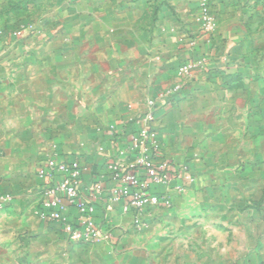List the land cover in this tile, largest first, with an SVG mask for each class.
Returning <instances> with one entry per match:
<instances>
[{
    "label": "crops",
    "instance_id": "0c3cea01",
    "mask_svg": "<svg viewBox=\"0 0 264 264\" xmlns=\"http://www.w3.org/2000/svg\"><path fill=\"white\" fill-rule=\"evenodd\" d=\"M198 1L57 0L59 8L66 9L67 13L60 19L45 20V30L49 31L45 40L58 46L49 55L52 66L67 67L69 73L110 74L107 82L105 74L100 75V88L105 91L94 97L100 110L95 121L102 127L87 128L84 134L92 139L83 142L75 154L57 157L78 160L84 168L80 188L83 197H89L97 182L104 189L112 186L107 163L116 158L117 150L125 144L122 141L136 133L135 120L146 111L147 101L180 81L178 68L189 62L196 67L183 92L173 98L170 105H160L155 110L160 157L186 164L195 177L185 193L176 194V217L182 216L184 208L181 207L186 203L193 207L188 209L190 216L205 213L212 216L214 210L210 202L246 199L245 182L238 186L240 192L230 189L221 196L213 190L211 174L217 168L211 164L216 155L212 143L213 138L225 135L245 136L246 98L228 89L233 71H241L233 60L248 58L247 49L251 44L264 41V34L246 33L244 25L250 20L239 16L232 19L227 14L229 7L239 8L238 3H243L238 0H209L217 26L212 32H206L199 19ZM53 25L59 26L53 29ZM230 25L235 26L230 28ZM90 42H111L116 51H97L96 46L90 49ZM236 54V58H232ZM258 77L254 78L253 85L260 89L262 82ZM260 99L253 98L252 102L259 104ZM233 106L235 112L231 111ZM233 113L232 118L226 119ZM227 122L231 127L222 128ZM249 131L247 136L251 135ZM253 150L255 173L263 167L264 156L259 153H264V148L256 144ZM256 159L259 160L256 162ZM128 163L133 166V158L128 159ZM139 172L143 175L142 169ZM36 181V186L30 190L32 198L24 201L26 207L21 216L33 233L49 243L41 244L44 252L33 258L37 264H264V259L252 252L262 250L261 244L254 245L252 250L248 249L249 244H227V235L224 244H207L206 240L205 244H195V236L189 238V244H129L130 239L122 244L120 240L134 232L132 216L123 214L119 205H114L106 214L100 201H97L95 221L102 225L108 220L112 238L97 244H68L57 224L38 217L44 183L38 178ZM251 183H256V187L252 185L257 189L255 195L262 197L264 181L256 179ZM226 209L229 216L228 211L234 208L227 206ZM66 212L71 216L76 213L72 207ZM194 225L189 227L193 233L197 230Z\"/></svg>",
    "mask_w": 264,
    "mask_h": 264
},
{
    "label": "rangeland",
    "instance_id": "374dc122",
    "mask_svg": "<svg viewBox=\"0 0 264 264\" xmlns=\"http://www.w3.org/2000/svg\"><path fill=\"white\" fill-rule=\"evenodd\" d=\"M238 1L243 3H238L239 8L229 7L227 14L232 19L239 16L250 20L244 25L246 33L264 34V0ZM198 9L199 17L207 12L211 18L210 28H203L212 32L217 25L212 17L210 1L199 0ZM66 13V9L59 8L57 0H0V264L38 263L33 258L44 252L41 244L49 243L33 233L21 216L26 207L24 201L32 198L30 190L36 186L37 171L48 158L75 154L83 142L92 139L84 134L87 128L102 127L95 121L100 110L94 97L105 91L100 88V75L105 73H69L67 67L55 68L50 62V52L58 46L45 40L49 32L45 30V20L60 19ZM58 26L53 25L52 28ZM19 31L20 36L16 34ZM94 43L90 42V49L96 46L97 51H116L111 42ZM258 43L247 49L245 54L250 55L248 58L233 60L241 71H233L228 87L229 91H238L246 98L245 136L225 135L213 138L212 143L216 155L211 164L217 168L211 174L213 190L221 196L230 189L240 192L238 186L245 182L243 191L246 199L210 202L214 210L212 216L205 213L199 216L192 214L191 217L188 209L193 207L186 203L181 207L184 208L182 216L178 218L176 194H183L188 188L182 193L174 191L171 207L152 212L144 219L141 228L136 230L132 227L133 234L120 240L122 244L128 239L129 244H189L188 240L193 236L195 244H205V240L207 244H224L227 235V244H249L250 250L261 244L260 253L257 250L252 252L264 259V187L262 197L258 198L255 195L257 189L253 188L256 183H251L256 179L264 181V164L255 173L252 167L253 146L257 144L264 148V41ZM235 56L237 54L232 58ZM97 66L99 69V63ZM109 75H103L106 82ZM257 76L262 82L260 89L253 85ZM82 85L85 88L82 89ZM256 97H260L262 102H252ZM232 108L231 111L235 112V106ZM230 125L227 122L222 128ZM247 131L250 136H247ZM259 154L264 156V153ZM227 206L234 208L228 211L229 216ZM193 223L197 228L194 233L189 229ZM66 241L68 244H82Z\"/></svg>",
    "mask_w": 264,
    "mask_h": 264
},
{
    "label": "built area",
    "instance_id": "2783aa9c",
    "mask_svg": "<svg viewBox=\"0 0 264 264\" xmlns=\"http://www.w3.org/2000/svg\"><path fill=\"white\" fill-rule=\"evenodd\" d=\"M199 19L203 26L211 25L207 12ZM16 34L20 36L21 32ZM195 67V63L181 64L177 71L180 81L147 101L146 111L135 120L136 133L122 141L125 144L117 150L116 158L106 165L112 182L109 189L97 182L89 197H83L80 188L84 168L80 162L48 158L37 171V178L44 183L38 217L57 224L71 243L95 244L109 241L113 236L108 220L102 225L95 221L97 201L106 214L114 205H119L123 214L132 216L131 225L136 230L155 210L171 207L172 192H184L195 182V177L186 164L160 157L155 110L157 106L170 105L171 100L183 92ZM130 158H133V166L128 163ZM139 169L143 170V175ZM70 207L75 209L74 216L66 212Z\"/></svg>",
    "mask_w": 264,
    "mask_h": 264
}]
</instances>
